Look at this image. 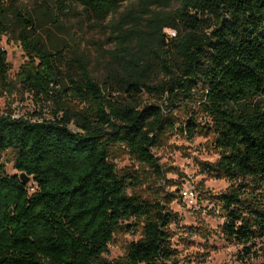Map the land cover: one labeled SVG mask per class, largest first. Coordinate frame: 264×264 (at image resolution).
Wrapping results in <instances>:
<instances>
[{
  "label": "trees",
  "instance_id": "obj_1",
  "mask_svg": "<svg viewBox=\"0 0 264 264\" xmlns=\"http://www.w3.org/2000/svg\"><path fill=\"white\" fill-rule=\"evenodd\" d=\"M19 1L0 0V35L17 31L30 57L20 81L37 98L54 101L56 119L0 115V153L13 151L15 167L35 183L31 189L0 166V264H178L169 231L177 215L139 195L138 175L111 159L113 148L123 147L162 175L152 151L176 128L214 134L219 157L203 168L230 181L216 197L222 232L244 248L264 237V0H130L141 14L130 9L119 19L109 17L128 0H75L91 20L106 22L115 43L101 85L85 58L66 59L63 47L49 45L44 23ZM173 2L179 6L157 10ZM155 67L164 77L150 84ZM8 75L0 43L5 84ZM143 91L169 104L141 107L117 97ZM63 94L86 109L71 107ZM180 97L196 111L177 127L165 111ZM200 113L210 126L198 122ZM132 218L144 220L142 238L129 244L125 261L106 260L114 235L134 229Z\"/></svg>",
  "mask_w": 264,
  "mask_h": 264
},
{
  "label": "rangeland",
  "instance_id": "obj_2",
  "mask_svg": "<svg viewBox=\"0 0 264 264\" xmlns=\"http://www.w3.org/2000/svg\"><path fill=\"white\" fill-rule=\"evenodd\" d=\"M18 3L22 9L30 11L36 20L44 23L46 40L50 46L58 44L63 47L62 53L66 59L76 55L85 58L91 76L100 85L103 83L108 74L107 70L113 63L112 52L115 50V43L106 22L99 24L91 20L83 14L82 6L75 0H65L64 4L60 0H20ZM178 6V3L173 2L170 7H159L157 10L169 11ZM153 8L155 7L152 6L151 9ZM130 9L137 16L141 14L140 6L128 0L109 18L119 19ZM56 19H59L57 26ZM164 32L174 34V30L170 28H166ZM16 36L17 31L0 35V43L7 54L9 65L7 83L0 80V115H13L32 121L55 120L54 101L37 98L20 81L21 69L30 57ZM163 77L164 74L155 67L147 82L156 84ZM116 94L115 92L111 96ZM117 97L123 102H140L141 107L154 103L166 107V103L169 104L166 96L159 98L146 91L135 96L121 93ZM186 99L180 97V102H175L165 111L173 114L177 127L184 126L188 118L186 113H190L191 109L196 111V105ZM63 100L77 110L87 107L64 94ZM262 104L264 105V96ZM198 122L210 126L209 120L201 113ZM69 127L78 131L74 124ZM152 152L157 157L162 175L134 158L123 147L113 148L111 159L120 171H132L138 175L140 185L136 192L139 195L147 199H159L177 215L176 220L170 224L169 231L178 264H264V237L244 248L222 232L225 217L216 197L226 191L230 181L215 177L203 168L204 162H214L219 157L214 145V134L201 130L190 136L180 129H172L161 137ZM0 166L4 167L8 175L21 173L15 167L14 153L11 150L0 153ZM27 185L31 189L35 187L32 178ZM187 189L194 192L192 198L183 195L182 192ZM130 191L133 193L131 188ZM170 193L176 195L172 201L164 198ZM128 223L134 229L114 235L108 251L103 254L106 260L125 261L129 244L142 238L144 220L132 218Z\"/></svg>",
  "mask_w": 264,
  "mask_h": 264
},
{
  "label": "built area",
  "instance_id": "obj_3",
  "mask_svg": "<svg viewBox=\"0 0 264 264\" xmlns=\"http://www.w3.org/2000/svg\"><path fill=\"white\" fill-rule=\"evenodd\" d=\"M183 195L187 198H192L194 196V192L192 190H184L183 192Z\"/></svg>",
  "mask_w": 264,
  "mask_h": 264
},
{
  "label": "water",
  "instance_id": "obj_4",
  "mask_svg": "<svg viewBox=\"0 0 264 264\" xmlns=\"http://www.w3.org/2000/svg\"><path fill=\"white\" fill-rule=\"evenodd\" d=\"M20 178H21L22 182L27 183L31 177L25 173H20Z\"/></svg>",
  "mask_w": 264,
  "mask_h": 264
}]
</instances>
